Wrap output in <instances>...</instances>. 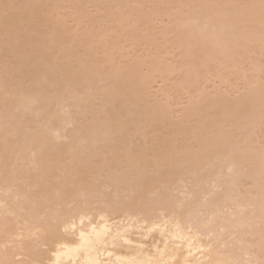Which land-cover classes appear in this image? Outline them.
<instances>
[{
  "label": "bare ground",
  "instance_id": "bare-ground-1",
  "mask_svg": "<svg viewBox=\"0 0 264 264\" xmlns=\"http://www.w3.org/2000/svg\"><path fill=\"white\" fill-rule=\"evenodd\" d=\"M0 264H264V0H0Z\"/></svg>",
  "mask_w": 264,
  "mask_h": 264
},
{
  "label": "snow or ice",
  "instance_id": "snow-or-ice-1",
  "mask_svg": "<svg viewBox=\"0 0 264 264\" xmlns=\"http://www.w3.org/2000/svg\"><path fill=\"white\" fill-rule=\"evenodd\" d=\"M81 236L83 237V233H81ZM128 242H129V241H127V240L125 241V243H128Z\"/></svg>",
  "mask_w": 264,
  "mask_h": 264
}]
</instances>
